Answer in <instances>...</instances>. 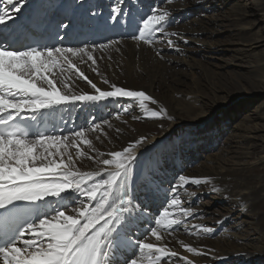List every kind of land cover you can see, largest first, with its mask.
Returning <instances> with one entry per match:
<instances>
[{"label":"bare ground","instance_id":"obj_1","mask_svg":"<svg viewBox=\"0 0 264 264\" xmlns=\"http://www.w3.org/2000/svg\"><path fill=\"white\" fill-rule=\"evenodd\" d=\"M3 2L7 12L16 18L31 16L32 12L53 23H68L71 18L83 38L92 39L89 44L120 40L104 51L96 50L93 55L97 65L92 67H98L110 83L143 90L154 97L159 103L150 107L167 109L168 118L163 120L132 119L133 115H140L138 110L124 113L121 105L126 101L108 99L75 102L50 111L63 122L62 129H67V133L101 125L107 136L86 133L99 152L120 150L134 139L148 138L137 150L133 169L138 205L129 226L133 240L150 227L151 217L162 210L163 192L179 175L208 177L211 184L181 190L185 206L195 211L186 224L189 231L177 233L180 240L205 254L187 253L171 237H166L165 243L171 241L169 247L188 256L194 264H264V138H260L264 100L247 94L239 104L225 101L232 91L264 83V54L259 55L264 48V0H123L124 12L131 15H124L119 23L108 20L113 0H79L82 8L74 0H25L22 6L17 4L20 13H15L6 0ZM161 7L170 12L167 31L178 34L169 37L175 41L173 48L160 41L155 45V50H162L163 58L157 57L153 48L129 38L128 27L133 18L138 20L149 9ZM60 8L64 14L57 12ZM72 28L63 29L68 37L74 35ZM80 42L79 39L72 47L85 45ZM74 62L98 87L110 90L101 76L91 70V61ZM245 64L251 69L247 70ZM227 69L235 71V78L226 79ZM75 91L95 94L82 79L76 80ZM209 104L212 107L207 111ZM117 113L120 119L116 118ZM117 128L120 133L115 131ZM219 145L226 158L213 157ZM201 157L205 159L200 160ZM78 166L82 171L97 167L87 159L78 162ZM145 182L153 189L160 187L157 196L145 198V190L140 187ZM213 187L220 191L213 192ZM210 197L228 201V213L216 215L211 210ZM191 225L211 227L214 231L191 234L197 231ZM130 253L122 241L113 264H124L121 259Z\"/></svg>","mask_w":264,"mask_h":264},{"label":"snow or ice","instance_id":"obj_2","mask_svg":"<svg viewBox=\"0 0 264 264\" xmlns=\"http://www.w3.org/2000/svg\"><path fill=\"white\" fill-rule=\"evenodd\" d=\"M24 2L6 0L15 13L21 12L17 4L22 6ZM122 3L123 0H113L108 20L119 23L124 15H131L124 12ZM79 7L83 4L79 3ZM9 20L16 24L15 16L7 11L0 14V25L7 28ZM68 20V23L56 22L55 27L65 30L74 27L71 18ZM169 21L167 8H151L148 14L129 23V38L154 50L158 41L173 48L175 41L169 37L178 34L167 31ZM30 23L29 15L18 27L26 28ZM45 23L51 27L52 22L45 20ZM16 43L18 39L10 40L9 35L0 33V264H113L122 241L131 250L130 255L125 254L124 264H194L188 256L170 248L171 241L165 243V239L171 237L187 253L205 254L180 240L177 233L189 231L186 224L195 211L185 206L181 190L211 184V178L179 175L163 192L162 210L151 217L150 227L133 240L129 226L138 207L133 169L137 150L148 138L141 136L120 150L104 153L94 147L86 134L93 131L107 136L99 124L64 134L40 131L29 123L61 105L108 99L126 101L121 105L124 113L138 110L140 115H133L132 119L168 118L165 107H150L159 103L154 97L143 90L110 83L98 67H92L97 65L93 55L96 50L104 51L121 41L82 47L15 48ZM161 51L155 50V55L163 58ZM76 60L84 64L91 61V70L101 76L102 83L109 85L110 90L98 87ZM65 72L71 75L65 76ZM78 79L86 81L95 94L77 93ZM116 118L120 119V113ZM83 159L95 163L96 169L82 171L78 162ZM140 187L145 190V198L160 192L159 186L153 189L149 182ZM211 190L220 191L215 187ZM191 228L197 230L191 234L214 231L202 225ZM150 237L159 243L151 242Z\"/></svg>","mask_w":264,"mask_h":264},{"label":"rangeland","instance_id":"obj_3","mask_svg":"<svg viewBox=\"0 0 264 264\" xmlns=\"http://www.w3.org/2000/svg\"><path fill=\"white\" fill-rule=\"evenodd\" d=\"M234 6H238V4L236 2L233 3ZM64 14V12L62 13ZM260 53L259 55H263L264 54V48L260 49ZM231 53V52H229ZM198 58H201L200 55L197 56ZM226 60L227 61H230V56H225ZM216 60V63L218 62L219 58L216 57L215 58ZM244 67L248 69H251L250 68V65H243ZM246 70V71H247ZM235 71L233 72L232 70H226V75L224 76H227L226 79H233L235 78ZM247 94H252L255 96V98L257 99H261V100H264V83H262L261 85L257 84L255 86H249L248 88H243L242 90L240 91H232V93L227 97V99L225 101H228L230 103H236L239 104L241 101H242V98L247 95ZM212 105H208V109L207 111H209L211 109ZM260 130H261V133L262 135L260 136V138H264V121H261L260 123ZM222 149L220 147V145L218 147H216L213 151V157L215 159L219 158L220 157H223V158H226V156L224 155L223 152H221ZM205 158L204 157H201L200 160H204ZM210 200V204L212 205L211 206V210L218 216H223L224 214H227L228 213V208L230 207L229 205V202L222 199V198H213V197H210L209 198ZM245 217V220L249 221L251 220V217ZM122 260V259H121ZM123 263V262H122Z\"/></svg>","mask_w":264,"mask_h":264}]
</instances>
